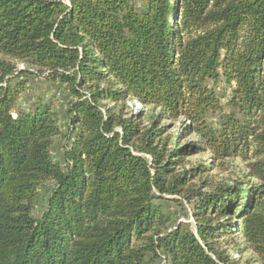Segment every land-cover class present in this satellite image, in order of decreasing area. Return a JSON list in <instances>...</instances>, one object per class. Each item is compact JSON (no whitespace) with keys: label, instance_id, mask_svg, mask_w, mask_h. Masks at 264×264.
Masks as SVG:
<instances>
[{"label":"trees","instance_id":"1","mask_svg":"<svg viewBox=\"0 0 264 264\" xmlns=\"http://www.w3.org/2000/svg\"><path fill=\"white\" fill-rule=\"evenodd\" d=\"M231 239L264 264V0H0V264H241Z\"/></svg>","mask_w":264,"mask_h":264},{"label":"rangeland","instance_id":"2","mask_svg":"<svg viewBox=\"0 0 264 264\" xmlns=\"http://www.w3.org/2000/svg\"><path fill=\"white\" fill-rule=\"evenodd\" d=\"M50 99L52 103L56 105V108L60 115L59 124L62 130L65 129V108L68 101L72 98L69 91L66 88L59 84L57 81L47 80L43 77H31L28 80L27 88L20 96L18 100V105L23 108H28L32 105L37 99ZM112 105V104H110ZM151 107H144L139 104L134 99H128L125 102V107L123 109L127 115L132 113H138V111L142 110L143 113H149ZM180 127V122L177 121L172 125L171 130L177 131ZM193 136L190 138L193 140ZM61 143L62 139H59L55 143L54 154L60 159L61 158ZM209 153L208 152H200L198 154H193L189 157V161L185 167H188L194 163H206L209 165ZM217 164V163H216ZM214 165L208 171V176L214 182H232L235 179H241L246 167L245 163L237 159H231L224 162L223 166ZM208 189V188H207ZM206 190V189H205ZM44 195V194H43ZM167 197H172V195H168ZM176 198V196H173ZM197 200V199H195ZM184 204L185 210L188 212V216L180 210V206L176 205L175 202L169 200H163L161 203L164 205L167 211H169L173 215L174 221L177 222H190L192 226L194 225V221L190 214L191 206L190 203L186 200H182ZM222 246L228 250V253L231 255L233 259L238 260L241 264H252L255 256L253 252L247 249L238 239H231L226 243H222Z\"/></svg>","mask_w":264,"mask_h":264},{"label":"built area","instance_id":"3","mask_svg":"<svg viewBox=\"0 0 264 264\" xmlns=\"http://www.w3.org/2000/svg\"><path fill=\"white\" fill-rule=\"evenodd\" d=\"M140 104V103H139Z\"/></svg>","mask_w":264,"mask_h":264}]
</instances>
